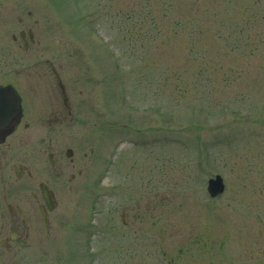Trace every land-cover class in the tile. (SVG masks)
<instances>
[{"label": "rangeland", "instance_id": "rangeland-1", "mask_svg": "<svg viewBox=\"0 0 264 264\" xmlns=\"http://www.w3.org/2000/svg\"><path fill=\"white\" fill-rule=\"evenodd\" d=\"M42 2L40 52L73 100L47 122L75 138L58 264H264V0ZM41 125L27 162L51 181Z\"/></svg>", "mask_w": 264, "mask_h": 264}, {"label": "flooded vegetation", "instance_id": "flooded-vegetation-1", "mask_svg": "<svg viewBox=\"0 0 264 264\" xmlns=\"http://www.w3.org/2000/svg\"><path fill=\"white\" fill-rule=\"evenodd\" d=\"M18 1L0 0V264H58L62 251L47 243L58 232L60 194L73 192L75 138L73 124L47 122H72L73 100L58 65L40 52L42 18H34L29 0ZM31 124H42L38 154L48 160L51 181L27 162Z\"/></svg>", "mask_w": 264, "mask_h": 264}, {"label": "water", "instance_id": "water-1", "mask_svg": "<svg viewBox=\"0 0 264 264\" xmlns=\"http://www.w3.org/2000/svg\"><path fill=\"white\" fill-rule=\"evenodd\" d=\"M207 189L212 197L222 194L225 190L223 178L220 175H217L214 178L209 179Z\"/></svg>", "mask_w": 264, "mask_h": 264}]
</instances>
